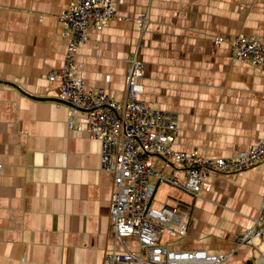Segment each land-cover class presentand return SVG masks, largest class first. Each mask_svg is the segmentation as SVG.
Masks as SVG:
<instances>
[{"label": "crops", "instance_id": "0c3cea01", "mask_svg": "<svg viewBox=\"0 0 264 264\" xmlns=\"http://www.w3.org/2000/svg\"><path fill=\"white\" fill-rule=\"evenodd\" d=\"M113 1L118 17L92 28L78 49L86 86L123 100L138 51L141 99L179 116L176 149L228 157L263 138L264 69L233 60L231 40L245 34L264 43V0ZM73 2L0 0V80L18 86L0 84V264H103L114 248V176L101 170L100 141L69 127L71 106L31 96L58 98L49 75L65 60L69 40L59 16ZM210 179L212 190L200 197L158 184L157 202L190 208L187 234L162 242L227 254L226 264H259L264 242L239 246L236 237L259 214L264 162ZM131 245L138 249L134 239Z\"/></svg>", "mask_w": 264, "mask_h": 264}, {"label": "built area", "instance_id": "2783aa9c", "mask_svg": "<svg viewBox=\"0 0 264 264\" xmlns=\"http://www.w3.org/2000/svg\"><path fill=\"white\" fill-rule=\"evenodd\" d=\"M117 17L113 0H74L59 16L69 40L64 63L49 75L50 81L58 83V99L72 105L69 127L94 133L101 143V170L114 176L110 211L114 248L106 251L103 264H226L227 254L179 249L162 242L164 235L187 234L190 208L172 198L157 202V187L168 183L200 197L212 190L213 174H236L264 162V136L228 157L176 149L179 116L141 99L145 62L138 51L130 60L123 100L114 99L103 88L86 86L76 66L78 49L89 40L92 28L100 29ZM139 26L144 32L146 14L139 17ZM231 41L233 60L264 69V43L258 37L239 34ZM154 156L164 160L163 168ZM132 239L138 249L132 247ZM236 240L239 246L264 242V195L254 226ZM263 262L264 253L258 260Z\"/></svg>", "mask_w": 264, "mask_h": 264}, {"label": "water", "instance_id": "95a60500", "mask_svg": "<svg viewBox=\"0 0 264 264\" xmlns=\"http://www.w3.org/2000/svg\"><path fill=\"white\" fill-rule=\"evenodd\" d=\"M0 84H7V85H12L14 87H17L18 86L12 82H8V81H3V80H0ZM33 98H36V99H39V100H50V101H55V102H59V103H63V104H66V105H69V106H72L69 102H65V101H62L58 98H46V97H41V96H35V95H31Z\"/></svg>", "mask_w": 264, "mask_h": 264}, {"label": "trees", "instance_id": "16d2710c", "mask_svg": "<svg viewBox=\"0 0 264 264\" xmlns=\"http://www.w3.org/2000/svg\"><path fill=\"white\" fill-rule=\"evenodd\" d=\"M118 14V11H117ZM78 56V55H77ZM252 168V167H251ZM250 169V168H249ZM245 171V170H244ZM242 172V171H241ZM246 264H254L251 260H249Z\"/></svg>", "mask_w": 264, "mask_h": 264}, {"label": "rangeland", "instance_id": "374dc122", "mask_svg": "<svg viewBox=\"0 0 264 264\" xmlns=\"http://www.w3.org/2000/svg\"><path fill=\"white\" fill-rule=\"evenodd\" d=\"M158 194H159V192L157 193L156 199H158ZM158 200H159V199H158ZM262 264H264V262H263Z\"/></svg>", "mask_w": 264, "mask_h": 264}]
</instances>
